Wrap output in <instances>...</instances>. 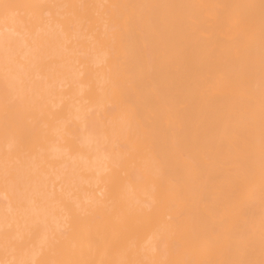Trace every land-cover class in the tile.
Wrapping results in <instances>:
<instances>
[{
	"label": "bare ground",
	"instance_id": "6f19581e",
	"mask_svg": "<svg viewBox=\"0 0 264 264\" xmlns=\"http://www.w3.org/2000/svg\"><path fill=\"white\" fill-rule=\"evenodd\" d=\"M262 261L264 0H0V264Z\"/></svg>",
	"mask_w": 264,
	"mask_h": 264
},
{
	"label": "snow or ice",
	"instance_id": "6c2138e0",
	"mask_svg": "<svg viewBox=\"0 0 264 264\" xmlns=\"http://www.w3.org/2000/svg\"><path fill=\"white\" fill-rule=\"evenodd\" d=\"M3 7L7 10L13 7H16L15 5H11V4H4ZM261 264H264V261L261 262Z\"/></svg>",
	"mask_w": 264,
	"mask_h": 264
}]
</instances>
